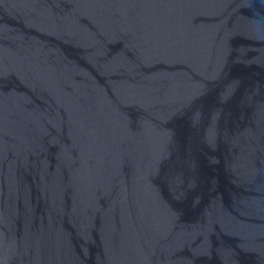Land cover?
<instances>
[{
  "label": "water",
  "instance_id": "95a60500",
  "mask_svg": "<svg viewBox=\"0 0 264 264\" xmlns=\"http://www.w3.org/2000/svg\"><path fill=\"white\" fill-rule=\"evenodd\" d=\"M100 54L264 179V0H47Z\"/></svg>",
  "mask_w": 264,
  "mask_h": 264
}]
</instances>
